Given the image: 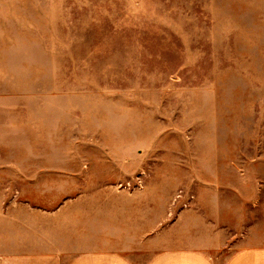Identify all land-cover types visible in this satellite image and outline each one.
Listing matches in <instances>:
<instances>
[{
  "label": "rangeland",
  "instance_id": "1",
  "mask_svg": "<svg viewBox=\"0 0 264 264\" xmlns=\"http://www.w3.org/2000/svg\"><path fill=\"white\" fill-rule=\"evenodd\" d=\"M148 232L264 246V0H0V264Z\"/></svg>",
  "mask_w": 264,
  "mask_h": 264
},
{
  "label": "crops",
  "instance_id": "2",
  "mask_svg": "<svg viewBox=\"0 0 264 264\" xmlns=\"http://www.w3.org/2000/svg\"><path fill=\"white\" fill-rule=\"evenodd\" d=\"M149 220L148 216V223ZM139 223L140 218L136 221H131L129 224L126 223L128 226H131L130 228L134 231L132 232L133 238H140V235H143ZM150 233L151 232H148L144 236L146 239L144 243L149 241L148 245L144 247V252H147L150 256L146 264H264V246L243 247L242 249L231 253L223 263H220L213 257H210L205 251L201 250L200 247L195 246H178V248H170L158 252V245L156 244L155 236H152ZM134 245L135 248H132L128 244H123V247L116 244V248L101 246L98 249L82 252V254L72 258L68 264H137L136 260L130 257V254L131 251L136 252L142 249L137 244ZM13 263L63 264L58 255H45L44 257L36 258V261L34 260V262H30L26 256L21 255L15 259Z\"/></svg>",
  "mask_w": 264,
  "mask_h": 264
}]
</instances>
